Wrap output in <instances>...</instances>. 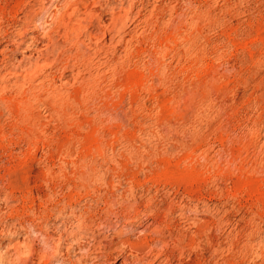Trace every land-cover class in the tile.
I'll list each match as a JSON object with an SVG mask.
<instances>
[{"label": "rangeland", "instance_id": "rangeland-1", "mask_svg": "<svg viewBox=\"0 0 264 264\" xmlns=\"http://www.w3.org/2000/svg\"><path fill=\"white\" fill-rule=\"evenodd\" d=\"M0 257L264 264V0H0Z\"/></svg>", "mask_w": 264, "mask_h": 264}, {"label": "bare ground", "instance_id": "bare-ground-1", "mask_svg": "<svg viewBox=\"0 0 264 264\" xmlns=\"http://www.w3.org/2000/svg\"><path fill=\"white\" fill-rule=\"evenodd\" d=\"M77 1V0H76ZM69 2V1H68ZM82 4V3H81ZM48 9H50V7L48 8ZM42 10V9H41ZM71 12V11H70ZM74 12H75V10H74ZM68 13V12H67ZM50 14V13H49ZM69 14V13H68ZM71 14V13H70ZM78 14V13H77ZM91 14V13H90ZM81 15V14H80ZM92 15V14H91ZM68 16H70V15H68ZM78 17V16H77ZM85 18V17H84ZM87 18V17H86ZM90 18H92V16L90 17ZM69 19V18H68ZM79 19V18H78ZM36 23V22H35ZM65 24V23H64ZM71 25V24H70ZM78 26V25H77ZM67 27V26H66ZM74 29H77V28H74ZM81 30V29H80ZM71 32V31H70ZM73 32V31H72ZM70 35V34H69ZM67 36V38H68V34L66 35ZM80 38V37H79ZM32 40V39H31ZM18 44V43H17ZM32 44V43H31ZM26 45V44H25ZM19 48V47H18ZM16 49V48H15ZM23 52V51H22ZM34 52V51H33ZM42 58V57H41ZM39 61V60H38ZM39 64V63H38ZM38 66V65H37ZM41 66V65H40ZM39 66V67H40ZM43 66V65H42ZM35 69V68H34ZM3 77V76H2ZM1 77V78H2ZM11 78V77H10ZM17 84H18V82H17ZM10 86V85H9ZM55 241H53V243H54ZM23 248V247H22ZM45 250V249H44ZM22 251V250H21ZM8 252V251H7ZM26 253V252H25ZM42 255V254H41ZM33 256V255H32ZM39 257V256H38ZM1 258V257H0ZM29 259V258H28ZM3 263V262H2Z\"/></svg>", "mask_w": 264, "mask_h": 264}]
</instances>
